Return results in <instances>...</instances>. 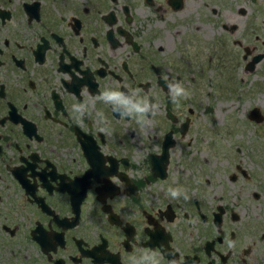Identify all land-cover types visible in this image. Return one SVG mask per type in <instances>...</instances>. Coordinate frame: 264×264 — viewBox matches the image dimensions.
I'll use <instances>...</instances> for the list:
<instances>
[{
    "label": "flooded vegetation",
    "instance_id": "flooded-vegetation-1",
    "mask_svg": "<svg viewBox=\"0 0 264 264\" xmlns=\"http://www.w3.org/2000/svg\"><path fill=\"white\" fill-rule=\"evenodd\" d=\"M194 15L188 0H0V264H264V184L249 191L236 163L237 188L209 193L193 171ZM228 39L221 74L241 62ZM242 40L251 71L264 54L251 64Z\"/></svg>",
    "mask_w": 264,
    "mask_h": 264
},
{
    "label": "rangeland",
    "instance_id": "rangeland-1",
    "mask_svg": "<svg viewBox=\"0 0 264 264\" xmlns=\"http://www.w3.org/2000/svg\"><path fill=\"white\" fill-rule=\"evenodd\" d=\"M188 2L193 3L195 15L192 16V33L203 48L201 63L205 65L203 75L199 74L200 68H191V74L181 81L184 85L188 78L190 91L194 92L186 100L182 98L183 110L188 105L194 108L189 130L193 171L206 175L209 182L205 189L209 193L218 187L234 190L238 182H232L229 175L232 172L239 175L236 168L238 163L250 174L244 184L251 191L256 189V183L264 184V57L253 70H246L243 66L245 61L241 58L244 49L237 48L231 40L243 37L244 47L256 44L255 51L264 54V0ZM227 16L228 20L225 18ZM226 21L237 23L238 31H223L222 26ZM204 32L208 36L202 35ZM256 34L259 39L255 41ZM225 36L229 38L226 46L231 49V55L234 56L235 52L241 62L235 71L230 73V69L223 70L221 74L219 65L215 64L216 50L218 45H222L219 40ZM195 51L198 52L199 48H195ZM209 56L211 61L207 59ZM232 60L231 57L230 63ZM208 62L213 64L206 66ZM253 106L263 114L261 121L248 117V111ZM199 181L204 182L203 179ZM261 200H264V196Z\"/></svg>",
    "mask_w": 264,
    "mask_h": 264
},
{
    "label": "water",
    "instance_id": "water-1",
    "mask_svg": "<svg viewBox=\"0 0 264 264\" xmlns=\"http://www.w3.org/2000/svg\"><path fill=\"white\" fill-rule=\"evenodd\" d=\"M262 55H263V53H261V52L258 53V54H256V55L253 57V59H252V61H251V64H252L253 62L258 61V60L262 57ZM248 117H249L250 119L255 120V121H261V120L263 119V114L261 113V111L259 110L258 107L253 106V107L248 111Z\"/></svg>",
    "mask_w": 264,
    "mask_h": 264
},
{
    "label": "clouds",
    "instance_id": "clouds-1",
    "mask_svg": "<svg viewBox=\"0 0 264 264\" xmlns=\"http://www.w3.org/2000/svg\"><path fill=\"white\" fill-rule=\"evenodd\" d=\"M182 91H183L182 89L177 88V89H176V93H177V95H179ZM173 195H175V192H173ZM230 246H231V245H230Z\"/></svg>",
    "mask_w": 264,
    "mask_h": 264
}]
</instances>
